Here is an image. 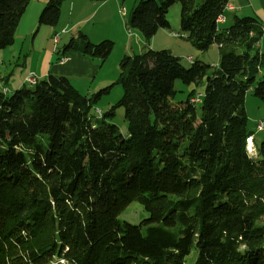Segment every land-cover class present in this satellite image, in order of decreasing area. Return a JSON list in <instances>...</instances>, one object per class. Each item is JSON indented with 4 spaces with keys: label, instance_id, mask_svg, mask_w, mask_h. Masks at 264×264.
Masks as SVG:
<instances>
[{
    "label": "trees",
    "instance_id": "obj_1",
    "mask_svg": "<svg viewBox=\"0 0 264 264\" xmlns=\"http://www.w3.org/2000/svg\"><path fill=\"white\" fill-rule=\"evenodd\" d=\"M64 1L48 0L38 25L54 27ZM28 2L0 0V49ZM175 2L179 35L216 45V64L147 47L89 96L53 74L2 89L0 264H185L192 248V264H264V135L256 145L244 108L248 91L264 102L263 26L252 15L220 26L228 0H137L126 26L149 40ZM113 44L78 31L63 48L103 61ZM177 80L193 86L185 104L172 101ZM114 84L121 97L94 117ZM118 107L126 133L110 122ZM132 202L147 212L137 224L119 218Z\"/></svg>",
    "mask_w": 264,
    "mask_h": 264
},
{
    "label": "crops",
    "instance_id": "obj_2",
    "mask_svg": "<svg viewBox=\"0 0 264 264\" xmlns=\"http://www.w3.org/2000/svg\"><path fill=\"white\" fill-rule=\"evenodd\" d=\"M47 1L48 0H29L15 29L13 43L8 46L9 48L6 50L8 51L6 54L8 58L11 57L12 59H16V62L21 57L28 60L29 67L23 75V82L26 75L32 71L37 76V80L45 79L48 74L60 75L67 77L72 84H78L75 81H79V83L85 81V84H88V92L92 94L93 91H90L92 87L90 89L89 87L95 84L98 72L101 69L100 60L88 55L75 54V52H71L73 51L71 48L58 50L56 44H59L61 41L58 34H71L67 42L71 37H75L78 31L86 34L93 42L98 41H95L96 39H91L92 36H96V38H101L100 40H102L109 38L115 39L116 36L123 35L124 27H126L128 21L124 18L126 8L123 3L125 0H70L66 15L67 18L60 19V16L58 23L54 27L38 25L37 22L38 15ZM67 1L68 0H66L65 3H67ZM135 2L136 0L133 1V4H135ZM227 4L232 6V8L225 10V15L223 19H221V24L226 22L230 23V20L235 16L252 15L257 17L263 26V33L257 45L264 53V0H228ZM122 7L124 10H122ZM89 21H93L94 24L90 27H86ZM95 25L97 26V32L93 29ZM75 27L79 29L77 32H74ZM85 27L89 29V31H83ZM161 30L166 33L165 29ZM158 31H160V29ZM139 35L137 41L141 42V36ZM56 36L57 39H55ZM184 40L187 45H190L187 46L190 47L188 49H190L189 51L191 52V54L187 55V60L191 58L190 62H192L194 56H196V54L192 55V53H195L194 48L185 38ZM67 42L65 44H67ZM165 46L170 49L172 54L179 58L183 56L180 55L177 50L178 47L172 45ZM55 52L57 53V57L53 62ZM199 54L200 53L197 55ZM36 59L39 60V64L33 68L32 60ZM44 59L47 61L45 62ZM14 65L17 66L18 64L14 63ZM12 73L13 70H9L6 77H4V75H6L5 72L1 74L5 82L10 80ZM103 82H105V79L99 80L97 84H102Z\"/></svg>",
    "mask_w": 264,
    "mask_h": 264
},
{
    "label": "rangeland",
    "instance_id": "obj_3",
    "mask_svg": "<svg viewBox=\"0 0 264 264\" xmlns=\"http://www.w3.org/2000/svg\"><path fill=\"white\" fill-rule=\"evenodd\" d=\"M69 1L70 0H68L67 3H65L66 2L65 0L62 3L60 8L61 11L60 19L67 18L66 15L68 11ZM133 1L134 0H125V2L123 3L124 7L126 8V13L124 18L127 20L129 18L132 7L134 6ZM179 12H180V5L178 2H175L172 6L168 8V11L166 13V18L170 23V28L165 29L166 33H164L160 29V31L156 32L149 40H145L141 35H139L138 31L134 29H128V26L124 27L123 35L116 36L115 39L109 38L114 43L112 51L105 60L103 61L100 60L101 69L98 72L95 84L93 86L90 85L89 89L92 87L90 91H93V93H95L99 91V89H102L115 82L119 73V60L121 59V57L124 55L138 53L143 49H146L147 47H150L152 49H169L165 45H172L174 47H178L177 50L179 51L180 55H183L180 56V62L186 67L189 66L191 58H188L187 60V55L191 54V52L189 51L190 49H188L190 47L187 46L190 45H187L185 43V40L182 36L176 35V33L182 34L179 26ZM93 24H94L93 21H89L86 27H90ZM227 25H229V22L221 24L220 26L226 27ZM86 27L84 28L83 31H87V30L89 31V29H87ZM93 29L95 32H97L96 25L94 26ZM78 30L79 29H76V27L74 28V32H77ZM70 35L71 34L68 33L58 34V36L61 39L60 43L56 44L58 50H63V47L66 45L65 43L67 42V39ZM138 35L141 36L140 37L141 42L137 41ZM91 39H96L95 41H100L101 38H96V36H92ZM8 48L9 47L7 46L6 48L0 49V63H1L0 75L5 72L6 75H4V77H6L9 70H13V73L10 76V80L8 82H5V80L2 78L1 75L0 92H2V89L7 88L8 93H11L17 88L29 85V83L26 82L25 79L24 82L22 81L23 75L28 70L29 62L28 60L24 59V57H21L17 62L16 59H12L11 57L8 58V55L6 54L8 52L6 51L8 50ZM71 52H75V54H82L80 51L75 49H73V51ZM194 52L195 53H192V55L196 54V56H194V60L192 61L201 60L202 62L210 66L216 63L219 58V49L215 45L210 46L204 52H200L194 48ZM198 53H200L201 55L200 54L197 55ZM56 57H57V53L55 52L53 56V62L56 60ZM44 60L45 62L47 61L46 59ZM14 63L18 65L15 66ZM32 63H33L32 66L34 68L39 64V60L38 59L32 60ZM30 74H33L34 77L36 76L32 71L26 75V78ZM101 79H105V82H103L102 84H97V82ZM75 82L78 84L73 83V86H75L83 95L86 96L90 95V92H88V88H87L88 84H85L86 83L85 81H82L80 83L79 81H75ZM204 84H205L204 81H202L197 86L196 89L199 92H202L204 88ZM174 87L177 90V93L175 97L172 99V101L178 104H185L187 101L186 94L193 86L185 85L181 81L177 80L174 83ZM121 95H122L121 86L117 84L112 85L109 88L108 92L102 94L100 98H98V100L94 103V106L91 109V113L94 115V117H98L96 110L99 109L101 112L107 111L111 107V105H113L119 100ZM195 106H196L197 114H199L200 104H196ZM244 108L247 114L246 125L251 131H254L255 143L257 145L261 141L264 135V131L256 130V125L262 121L264 122V102L260 98L254 96L251 92L248 91L244 98ZM110 122L115 124L121 133L127 132V123L124 119L123 108L118 107L115 109L114 116L110 120ZM145 217H147V212L144 211L142 206L137 202H132L131 204H128L125 210L123 211V213L120 214L119 216L120 220H125L133 224H137L140 220H142ZM195 255H196V251L194 248H192L190 254L185 258V264H192Z\"/></svg>",
    "mask_w": 264,
    "mask_h": 264
},
{
    "label": "built area",
    "instance_id": "obj_4",
    "mask_svg": "<svg viewBox=\"0 0 264 264\" xmlns=\"http://www.w3.org/2000/svg\"><path fill=\"white\" fill-rule=\"evenodd\" d=\"M231 8H232V6H230V5L228 4L227 7L225 8V10H227V9H231ZM122 10H124L123 7H122ZM221 19H222V18H221ZM221 19H220V20H221ZM176 35H179V33H176ZM55 39H57V36L55 37ZM62 60H63V58H62ZM36 79H37V76L34 77L33 74H30L27 78H25V81L28 82L29 85H33V84L36 83ZM96 111H100V110L98 109V110H96ZM263 128H264V122H263V121L260 122V123H258V124L256 125V130H261V129H263ZM247 142H248V145H247V146H251V148H252V136H249V137L247 138Z\"/></svg>",
    "mask_w": 264,
    "mask_h": 264
},
{
    "label": "bare ground",
    "instance_id": "obj_5",
    "mask_svg": "<svg viewBox=\"0 0 264 264\" xmlns=\"http://www.w3.org/2000/svg\"><path fill=\"white\" fill-rule=\"evenodd\" d=\"M228 5V4H227ZM227 5H226V7H227ZM225 7V8H226ZM36 81H37V79H36ZM97 112H100V111H97ZM247 150H248V153L250 154V155H255V147H254V145H253V142H252V148H251V146H247Z\"/></svg>",
    "mask_w": 264,
    "mask_h": 264
}]
</instances>
